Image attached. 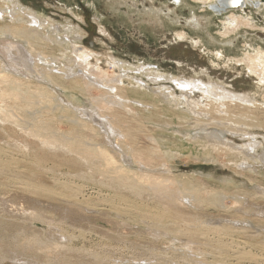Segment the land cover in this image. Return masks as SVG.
I'll use <instances>...</instances> for the list:
<instances>
[{
  "label": "rangeland",
  "instance_id": "1",
  "mask_svg": "<svg viewBox=\"0 0 264 264\" xmlns=\"http://www.w3.org/2000/svg\"><path fill=\"white\" fill-rule=\"evenodd\" d=\"M180 1L0 0V3L6 2V6L7 3H20L21 12L34 11L42 19L38 27L41 34L56 38L61 44H77L76 50L86 52L88 61L97 69L114 70L130 82L135 83L137 76L152 89L172 86L179 94L180 89L172 80L157 76L161 74L210 82L264 102V86L259 85L260 79L235 60L245 52L254 54L258 48L264 50V0H250L251 4L241 14L251 24L241 26L227 37L220 32L231 9L217 12L201 0ZM15 9L13 14L16 15ZM213 14L215 17L211 16ZM11 15L5 14L9 22L13 20ZM181 33H186L188 38L179 39L177 36ZM193 40L202 41V45H195ZM51 41L47 39L50 43L47 50L53 54L58 44ZM218 51L222 52V57L216 55ZM64 65L59 62L57 67ZM57 70L54 68L53 72ZM149 76L159 80H150ZM201 94L196 91L189 98H201ZM18 108L22 115H26L25 109L32 111L36 120L43 121L38 125L69 133L75 139V146L78 138L87 134L78 123L71 126L51 120L49 107L42 108L41 103L33 101L29 95ZM237 127L252 133L245 136L224 130L226 138L244 147L250 141L260 142L254 156L245 163L246 169L232 171L222 163L206 161L196 155L197 152L191 154L193 149L185 144L179 157L172 160L176 165L173 174L190 179L195 175L203 179L200 180L203 184L211 183L203 189L205 192L222 188L223 184H213L214 178L232 179L228 194L234 191L246 194L257 189L251 182L264 185V128ZM175 129L161 134L163 140L169 144L173 141L186 143V132L179 134ZM19 132L14 124H8L5 131L0 128V264H198L204 258L215 260L214 251L218 248L204 238L188 242L187 232H197L214 240L216 232L227 231L221 227L223 223L230 224L229 230L234 232L232 237L242 243L240 252L264 258V227L258 225L262 224L257 216L264 211L263 201L250 202L245 196L235 200L230 196L222 205L226 208L219 205L198 208L188 204L185 208L174 209L150 186H137L133 175L129 178L119 173L100 172L102 162L86 164L60 151L55 154L42 152L43 160L34 158L37 154L33 152L31 155L22 153L23 145L33 146V140ZM143 141L149 144L147 138ZM72 192L77 193L73 196ZM71 197L88 199L93 205L88 211L74 215L70 209ZM246 204L252 205L242 211ZM240 218L248 222L236 223ZM232 219H235L233 224ZM231 252L234 256L237 254ZM104 257L106 261L98 260ZM151 257H158L157 261L155 258L138 260H151ZM241 259L244 257L239 261L231 258L227 262L264 264L256 259Z\"/></svg>",
  "mask_w": 264,
  "mask_h": 264
},
{
  "label": "bare ground",
  "instance_id": "2",
  "mask_svg": "<svg viewBox=\"0 0 264 264\" xmlns=\"http://www.w3.org/2000/svg\"><path fill=\"white\" fill-rule=\"evenodd\" d=\"M227 1L201 0L216 9H220L219 6ZM7 4L6 6V2L0 3V128L5 131L8 124H14L20 129V135L32 138L33 146L25 143L22 153L31 155L33 152L34 155L37 154L34 158L43 160L44 158L40 156L42 152L55 154L60 151L66 156H76L86 164L102 162L100 172L106 175L111 172L116 175L119 173L129 178L133 175L137 186L141 185V188L145 185H147L145 187L150 186L158 197L164 198L168 206L174 209L185 208L188 204L192 206L195 204L198 208L212 205L221 207L230 196L235 197V200L245 196L250 202L261 200L264 203L262 184L251 182L258 187L246 194L240 191L228 194L233 184L232 179H222V181L214 178L213 184H223L222 188L219 191L205 192L203 189L211 183L203 184L200 182L203 179L195 175L190 179L173 174L176 165L172 162L182 153V146L187 144L193 149L191 154L197 152L196 155L202 156L206 161L222 163L232 171H235V168L246 169L245 163L249 162L252 155L254 156L260 144L259 140L250 141L245 147L240 146L235 143L236 140L230 141V138H226L225 131L250 136L252 132L237 126L264 128V102L255 99V96L239 95L210 82L184 80L161 74L156 75L166 81L167 78L172 80L180 89L179 94L172 86L165 85L162 88L152 89L143 81L144 79L137 76L135 83L130 82L114 70L97 69L88 61L89 55L86 52L76 50L77 44H61L56 38L44 35L43 32L41 34L38 27L42 25V19L34 11L21 12L20 3ZM248 4H251V1L244 0L240 6L227 7L231 10H228L227 21H224L223 31L220 32L223 37H227L245 24H251L249 19L246 20L241 14ZM15 8H17L16 15L13 14ZM7 9H10V12H7ZM6 13L12 14V21H7ZM27 14L30 18H27L29 17ZM215 15L211 16L215 17ZM177 37L181 40L188 38L186 33H181ZM47 39L58 44L53 54L47 50L50 45ZM193 43L202 45L200 40H193ZM57 50L61 53L56 54ZM216 55L222 57L223 54L218 51ZM235 60L245 65L250 73H254L260 79L259 85L264 86L262 48H258L254 54L245 52ZM59 62L64 63V67H57ZM54 68L58 69L57 72H53ZM43 70L48 72L43 73ZM144 70L142 68L143 73ZM65 76L67 79L64 78ZM148 78L153 81L159 80L151 76ZM196 91L202 92L201 98H189V95ZM28 95L33 101L40 102L42 108L49 107L51 120L71 126L78 123L83 126L87 134L78 138V145L75 146V139L69 133L59 128L49 129L38 125L43 121L36 120L37 116H33L32 111L25 109L26 115H22L18 105ZM173 127L176 128L174 130L176 133L186 132L188 138L183 137V139L187 138L186 143H183L186 139L181 142L183 144L173 140L169 144L163 140L161 134H169ZM144 138L148 139L149 144H144ZM11 141L17 142L16 139ZM142 180H144L143 184ZM74 193L72 192L73 196L77 192ZM69 200L74 215L88 211L89 206L93 205L88 199L78 200L71 197ZM251 205L246 204L241 210L246 211ZM197 212L199 211H195ZM257 216L262 224L258 225L264 227V211L258 212ZM232 221L231 224L235 223V219ZM247 222L244 218L236 219V223L240 225ZM229 225L221 224V227L227 231L216 232L214 234L216 238L211 239L212 242L207 236L197 232H187L188 242H196L199 238H204L218 248L214 251L215 260L204 258L203 261L199 260L198 264H233L227 261L231 258L239 261L243 257L244 259L241 260L249 258L264 261V258L239 251L243 248L242 243L232 237L234 232L229 230ZM232 250L237 252L235 256ZM151 255L154 256L155 252H151ZM154 258L157 261L158 257ZM154 258L138 260L152 261ZM99 259L103 261L105 257Z\"/></svg>",
  "mask_w": 264,
  "mask_h": 264
},
{
  "label": "water",
  "instance_id": "3",
  "mask_svg": "<svg viewBox=\"0 0 264 264\" xmlns=\"http://www.w3.org/2000/svg\"><path fill=\"white\" fill-rule=\"evenodd\" d=\"M241 3H244V0H228L227 3L225 4H221L219 7L220 9H216V8H213L211 7L213 10L217 11V12H223L224 10H227L229 8L227 7H230V8H234L235 5H241Z\"/></svg>",
  "mask_w": 264,
  "mask_h": 264
}]
</instances>
